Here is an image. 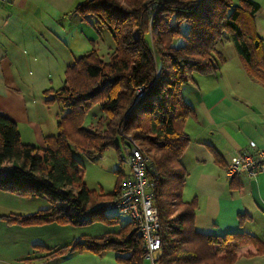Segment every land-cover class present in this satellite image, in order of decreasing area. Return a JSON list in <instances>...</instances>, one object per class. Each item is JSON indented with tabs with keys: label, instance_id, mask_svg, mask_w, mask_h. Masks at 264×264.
Listing matches in <instances>:
<instances>
[{
	"label": "trees",
	"instance_id": "obj_1",
	"mask_svg": "<svg viewBox=\"0 0 264 264\" xmlns=\"http://www.w3.org/2000/svg\"><path fill=\"white\" fill-rule=\"evenodd\" d=\"M259 9L254 0L239 4L233 0L80 3L75 12L83 19L94 16L97 27L111 34L115 48L107 62L96 49L80 56L67 67L64 86L45 91L47 102L60 103L65 112L58 133L46 136L44 146L24 143L15 121L0 114V190L49 202L48 208L33 214L0 218L21 226L117 223V216L109 217L105 210L125 175H119L111 195L97 196L87 187L84 167L74 153L99 158L108 148L119 149L123 134H129L151 159L149 174L163 225L161 264H232L243 247L254 249L247 256L263 253L264 241L257 236H220L195 228L197 204L182 199L187 171L181 162L191 141L185 122L195 115L184 100L182 86L194 73L219 72L225 58L218 45L228 35L248 73L264 84V51L255 23ZM179 38L184 44L177 47L174 43ZM95 106L101 115L85 125ZM36 246L52 257L113 250L121 253L117 257L121 264H144L145 258L143 241L131 222L117 232L85 237L67 246Z\"/></svg>",
	"mask_w": 264,
	"mask_h": 264
},
{
	"label": "crops",
	"instance_id": "obj_2",
	"mask_svg": "<svg viewBox=\"0 0 264 264\" xmlns=\"http://www.w3.org/2000/svg\"><path fill=\"white\" fill-rule=\"evenodd\" d=\"M85 1L4 0L0 3V114L15 121L24 143L44 146L46 136L58 133L64 107L58 102H47L45 91L61 89L67 67L80 56L92 49L101 54L99 45L106 41L105 29L97 27L94 16L83 19L75 12ZM261 9L260 4L255 14L259 33L264 31V23L257 19ZM110 44L112 52L114 40ZM220 47L219 44L225 61L219 72L194 73L193 79L182 86L184 100L195 111L184 127L191 141L181 159L187 171L182 199L196 201L194 224L198 231L220 236L247 233L264 241V171L256 176L241 172L233 179L226 175L231 158L251 150L250 142L264 151V84L248 73L240 59L235 57L228 61ZM53 224L69 225L56 222L11 225L0 218V236L4 235V241H12L18 233L14 231L16 227L23 230ZM120 228L104 231L101 236ZM101 236L84 234L81 239ZM77 240L80 239L65 245ZM36 245L61 247L31 241L32 247ZM41 251L43 253L34 255L32 261L19 264H121L117 260L121 253L113 250L101 255L74 252L63 257L48 256L46 249ZM253 251L251 247L241 248L242 255L232 264H264V252L246 255Z\"/></svg>",
	"mask_w": 264,
	"mask_h": 264
},
{
	"label": "rangeland",
	"instance_id": "obj_3",
	"mask_svg": "<svg viewBox=\"0 0 264 264\" xmlns=\"http://www.w3.org/2000/svg\"><path fill=\"white\" fill-rule=\"evenodd\" d=\"M261 4V11L259 12L257 19L259 22L264 23V0H257ZM235 4H239L240 0H233ZM187 29V25L183 26L184 32ZM103 34L106 37L105 42H101L99 45L100 52L99 54L104 61L110 59L111 52L109 45H111V34L105 29ZM259 36L262 38V48L264 51V31L258 32ZM227 40H230L229 42ZM175 46H181L184 44L182 38L176 39ZM220 48L223 50L225 57L228 61L238 58V55L234 43L231 40V37L227 36V39L220 44ZM115 48V47H114ZM113 48V50H114ZM112 50V51H113ZM109 53V54H108ZM53 103V102H51ZM101 115V111L98 106L93 107L88 115L85 118V125H90L94 118ZM129 135V134H128ZM131 136V135H129ZM137 141V140H136ZM137 143H139L137 141ZM124 142L120 143L119 149L108 148L104 151L101 157L95 159H88L84 155L74 153L75 157L84 167V181L87 187L93 191L95 195H111L115 190L118 184L119 175L122 177L130 173L129 165L126 162L127 149L124 145ZM140 144V143H139ZM141 145V144H140ZM38 146V145H37ZM116 199V195L113 196V199L109 202H112ZM49 207V202L42 197H27L19 194H14L10 192H5L0 190V214H21L28 215L34 212H37L41 209H46ZM105 214L109 217L117 216V223L111 224V226H105L101 221H96L94 223H89L85 225H58L53 224L51 226H35L28 227L26 229H21L22 227H16L14 231H17V234L11 238L12 241H4V235H1L0 238V264H19L22 263L24 259H32L34 255H40L43 253L41 250L43 248L37 246L32 247L31 241L35 244H59L63 246L68 242H71L75 239H81L84 234H92L101 236L104 231H114L118 230L120 226H125L130 219L125 215H116L117 213L112 209H106ZM3 225V224H2ZM116 227H113V226ZM2 228L0 227V230ZM1 232V231H0ZM4 234V229H3ZM27 239L30 242L27 241ZM33 239V240H32ZM37 251H40L37 252ZM145 264H148V261L145 259Z\"/></svg>",
	"mask_w": 264,
	"mask_h": 264
},
{
	"label": "built area",
	"instance_id": "obj_4",
	"mask_svg": "<svg viewBox=\"0 0 264 264\" xmlns=\"http://www.w3.org/2000/svg\"><path fill=\"white\" fill-rule=\"evenodd\" d=\"M3 1L0 0V3ZM137 92L144 94L142 88H138ZM123 137L130 173L123 178L116 199L109 202L106 209L129 217L143 241L144 259L149 264H161L163 225L155 202L154 182L149 174L151 159L132 136L123 134ZM249 147L251 150L232 157L227 164L226 175L229 179L241 172L256 176L264 171V151L258 150L254 142H250Z\"/></svg>",
	"mask_w": 264,
	"mask_h": 264
},
{
	"label": "bare ground",
	"instance_id": "obj_5",
	"mask_svg": "<svg viewBox=\"0 0 264 264\" xmlns=\"http://www.w3.org/2000/svg\"><path fill=\"white\" fill-rule=\"evenodd\" d=\"M236 178V177H235Z\"/></svg>",
	"mask_w": 264,
	"mask_h": 264
}]
</instances>
